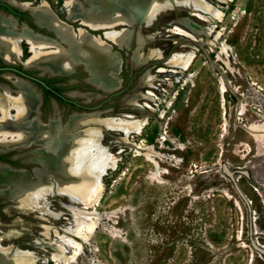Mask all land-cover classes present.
I'll return each mask as SVG.
<instances>
[{"label":"rangeland","instance_id":"rangeland-1","mask_svg":"<svg viewBox=\"0 0 264 264\" xmlns=\"http://www.w3.org/2000/svg\"><path fill=\"white\" fill-rule=\"evenodd\" d=\"M202 1L221 19L178 6L161 12L149 28L140 23L133 28L151 36L143 50H159L164 60L191 52L187 69L166 66L164 60L138 67L131 51L107 41L121 57L117 91L87 87L78 67L66 83L76 89L64 90L65 100L39 94L41 119L54 111L63 121L92 111L147 119L128 142L119 133L104 134L117 166L102 176L98 204L85 209L96 226L70 264H264V138L255 141L246 129L254 124L261 131L254 133L264 135V0ZM160 68L167 72H157ZM147 70L157 75L152 89L141 83ZM147 92L148 99L139 103L150 108L126 105L131 95ZM86 94L94 97L86 100ZM70 101L75 105L65 104ZM26 153L0 148V162L37 167ZM62 204L73 203L51 199V209L63 212L57 221L26 210L10 209L9 217L0 211V229L18 233L3 245L34 251L36 264H57L51 250L24 243L56 242L52 231L73 228ZM42 226L52 231L43 235Z\"/></svg>","mask_w":264,"mask_h":264},{"label":"bare ground","instance_id":"bare-ground-1","mask_svg":"<svg viewBox=\"0 0 264 264\" xmlns=\"http://www.w3.org/2000/svg\"><path fill=\"white\" fill-rule=\"evenodd\" d=\"M85 1L87 7L80 6V3L73 0L65 3L68 19H77L93 31L103 30L104 37L100 39L83 29L73 32L71 28L63 25L64 23H59L46 4L42 3L34 9L33 14L39 23L50 26L63 45L44 37L30 36L23 30L21 35L26 37L25 40L27 39L31 46L30 50L34 49L33 55L24 65L35 66L49 73H70L76 65L82 64L89 74V80L109 92L120 85V80L116 76L121 64V57L110 51L109 43H113L118 49L128 51L133 40L135 46L130 59L138 67L164 60L159 50H143L144 43L150 40L151 36L142 35L138 30L133 31L137 24L149 28L161 12L174 10L178 6L192 7L193 12L210 14L217 20L222 16L218 10L209 8L202 0ZM117 26L122 27L112 30ZM9 32L8 21L0 18V53L3 58L11 61L14 55L16 57L19 54L15 45L22 36ZM221 49L223 53L226 50L224 45ZM193 58L191 52L186 54L174 52L163 61V64L185 70ZM157 72L164 73L167 70L160 68ZM156 78L157 75H152L147 70L141 78L142 86L152 89ZM16 85L18 94L15 98L11 97L7 90L0 88V148L6 151L25 150L26 155L30 156V163H35L37 167L27 171L10 170L0 166V175L6 177L5 181H0V185L3 186L0 194L10 200L9 202L16 208L37 212L42 219L49 217L54 221L62 219L63 212L51 209L52 198H66L73 204L82 205L81 208H76L73 204L61 205L69 212L74 222L73 228L65 227L62 234L57 232L58 228L52 231L42 226L45 230L43 235L47 236L48 232L52 231L56 242L53 240L31 242L33 248L51 250L50 259L57 264L74 263L93 227L96 226L94 220L90 221L91 218L88 217L91 212L86 213L85 209L98 204L102 176L117 166L110 148L103 143L104 134L107 131L119 133L122 135L121 140L128 142L131 134L139 135L142 132L147 119H138L130 114L103 117L96 111L72 113L60 128L55 111L46 122H41L38 117L39 111L36 110L37 95L23 81L17 82ZM148 94L149 92L131 95L127 98L126 105L131 109L144 111L150 106L146 103L142 105L139 101L149 97ZM84 97L89 100L94 96L86 94ZM246 129L252 132L251 136L255 141L264 138V135L254 133L261 132L254 124L246 126ZM17 238V232L10 233L0 229V264H36L37 256L34 251L20 249L13 244L2 245L5 240Z\"/></svg>","mask_w":264,"mask_h":264},{"label":"flooded vegetation","instance_id":"flooded-vegetation-1","mask_svg":"<svg viewBox=\"0 0 264 264\" xmlns=\"http://www.w3.org/2000/svg\"><path fill=\"white\" fill-rule=\"evenodd\" d=\"M67 1L69 0H0V18L8 21V24L10 26L9 33L12 35L20 36L22 34V31L25 30L30 36H33V37L40 36L42 38L44 37V38L53 40L55 42H58L59 44H62L60 40L57 38V35L55 34V32L50 28V26L44 23H39L33 14L34 9L39 7L40 4L45 3L48 10L53 14L55 19L59 23L61 24L64 23L63 25L68 26V28H71L73 32H77L78 30L83 29V30H86L87 32H90L98 36L100 39H102L103 38L102 30L93 31V30L88 29L87 26L82 25L81 22L78 21L77 19H74V20L68 19L66 7H65V3ZM73 1L75 2L77 1V3H80V6L87 7V3L85 0H73ZM20 38H19V41L15 45V49H17L19 54H17L16 57L14 55L11 61H8L6 58H3L4 56L0 53V88L7 90L9 95L15 98L17 97V94H18V91H17L18 86L16 85L17 82L19 81L25 82L29 86L30 90H32L36 95L38 94L36 110L37 112L39 111L38 117L41 122H46L49 119V117L48 118L46 117L45 119L40 118L41 98L39 94L43 98L55 97V98H60L61 100H65V98L62 96L64 90H66L67 88L76 89L75 86L73 85L66 86V83H71L70 76L75 72V70L78 67L81 69L84 75V78H83L84 85H88L87 87L91 88L92 90H97V91H101L105 93H110L112 91L118 90L119 87H115V88H112V90L108 92L94 85L89 80V74L87 73L83 65L75 66L70 73H49L47 71L44 72V70H41L40 68L38 69L35 66L28 67L24 65L25 62H27V60L30 59V57L33 55L34 49L30 50L31 46L27 42V39L25 40L26 37L22 36ZM132 43H133V40L131 42L130 49L128 50V51H131V53L133 50ZM81 92L82 91H79L77 93H81ZM82 93H86V92L83 91ZM66 101H69V100L66 99ZM65 104L68 106L75 105L74 102L72 101L67 102ZM11 113L13 114L12 111ZM56 113L58 115L57 117L59 120V127L62 128L65 124V121H63L62 115L58 113V111ZM1 158L2 157H0V159ZM0 164L7 165L9 167L14 166V164L10 160H6V161L3 160L0 162ZM15 167H12V168H15ZM18 169H24V168L19 167ZM26 170L29 171L28 169ZM14 207L15 206L10 205L9 202L5 201L4 198L0 197L1 213H3L4 215L8 213L6 216L9 217V215L13 216L11 213L8 212L10 209H16L18 210V213H21L23 211L16 207L14 208ZM25 215H27V213ZM24 244L25 246L32 245L29 242H25ZM2 245H3V242H2Z\"/></svg>","mask_w":264,"mask_h":264},{"label":"water","instance_id":"water-1","mask_svg":"<svg viewBox=\"0 0 264 264\" xmlns=\"http://www.w3.org/2000/svg\"><path fill=\"white\" fill-rule=\"evenodd\" d=\"M88 29H91V28H89L88 27ZM90 33V32H89ZM102 34H104V31L102 30ZM103 37H104V35H103ZM113 44V43H112ZM114 45V44H113ZM109 46H110V51H112V52H114V53H117L119 56H120V53H119V51L117 50L118 49V47L116 46V48L117 49H113V47H112V45L111 44H109ZM68 118V117H67ZM66 122V121H65ZM0 166H3V167H6V168H8V169H10V170H13V169H18V168H12V167H9V166H7V165H3V164H0ZM0 189H3V187L0 185ZM0 197H2V198H4L5 199V201H7V202H9L10 200H8L3 194L2 195H0ZM10 205H12V204H10Z\"/></svg>","mask_w":264,"mask_h":264}]
</instances>
